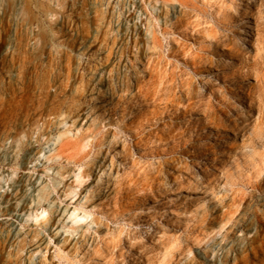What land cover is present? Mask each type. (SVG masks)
Returning a JSON list of instances; mask_svg holds the SVG:
<instances>
[{"label":"rangeland","instance_id":"obj_1","mask_svg":"<svg viewBox=\"0 0 264 264\" xmlns=\"http://www.w3.org/2000/svg\"><path fill=\"white\" fill-rule=\"evenodd\" d=\"M0 264H264V0H0Z\"/></svg>","mask_w":264,"mask_h":264},{"label":"built area","instance_id":"obj_2","mask_svg":"<svg viewBox=\"0 0 264 264\" xmlns=\"http://www.w3.org/2000/svg\"><path fill=\"white\" fill-rule=\"evenodd\" d=\"M81 58H82V54L79 55V59H81ZM83 60H85V59H83Z\"/></svg>","mask_w":264,"mask_h":264},{"label":"bare ground","instance_id":"obj_3","mask_svg":"<svg viewBox=\"0 0 264 264\" xmlns=\"http://www.w3.org/2000/svg\"><path fill=\"white\" fill-rule=\"evenodd\" d=\"M88 51H89V49H88ZM83 55V54H82ZM88 60V59H87ZM81 61V60H80ZM80 63V62H79ZM82 64V63H81ZM43 211V210H42ZM42 213V212H41ZM43 215V214H42Z\"/></svg>","mask_w":264,"mask_h":264}]
</instances>
